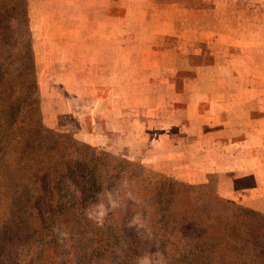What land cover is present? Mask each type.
Returning <instances> with one entry per match:
<instances>
[{
  "label": "rangeland",
  "instance_id": "rangeland-1",
  "mask_svg": "<svg viewBox=\"0 0 264 264\" xmlns=\"http://www.w3.org/2000/svg\"><path fill=\"white\" fill-rule=\"evenodd\" d=\"M28 14L45 126L264 213V0H28ZM16 165L0 188L25 179ZM11 190L0 260L85 264L88 238L61 222L39 242L47 214L6 209Z\"/></svg>",
  "mask_w": 264,
  "mask_h": 264
},
{
  "label": "trees",
  "instance_id": "trees-1",
  "mask_svg": "<svg viewBox=\"0 0 264 264\" xmlns=\"http://www.w3.org/2000/svg\"><path fill=\"white\" fill-rule=\"evenodd\" d=\"M38 102L28 0H0V173L12 160L25 175L0 193L20 189L8 210L47 214L36 235L66 222L90 241L85 264H112L113 256L131 264L145 255L169 256L172 264H264V213L58 133L38 117ZM98 204L102 217L91 214Z\"/></svg>",
  "mask_w": 264,
  "mask_h": 264
},
{
  "label": "crops",
  "instance_id": "crops-1",
  "mask_svg": "<svg viewBox=\"0 0 264 264\" xmlns=\"http://www.w3.org/2000/svg\"><path fill=\"white\" fill-rule=\"evenodd\" d=\"M103 31H106V29H104ZM103 31L101 30L100 33H102ZM106 37L108 38V31H106L105 36H103V34L100 35V42H102V44L104 43V41L106 42ZM90 42H92V40ZM101 49H102L103 52H108L109 51L108 47L105 48V49H103V48H101Z\"/></svg>",
  "mask_w": 264,
  "mask_h": 264
}]
</instances>
